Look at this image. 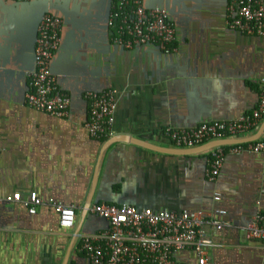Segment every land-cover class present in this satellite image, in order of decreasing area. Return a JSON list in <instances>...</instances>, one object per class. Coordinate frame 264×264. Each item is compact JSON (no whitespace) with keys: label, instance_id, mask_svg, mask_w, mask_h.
I'll return each mask as SVG.
<instances>
[{"label":"crops","instance_id":"0c3cea01","mask_svg":"<svg viewBox=\"0 0 264 264\" xmlns=\"http://www.w3.org/2000/svg\"><path fill=\"white\" fill-rule=\"evenodd\" d=\"M113 1L0 0V264H87L79 235L106 227L89 212L102 204L202 211L226 224L202 227L212 242L207 264H264V242L245 237L255 216L264 214V151L227 154L210 181V142L187 148L164 132L255 110L264 38L229 27L235 11L228 0H144L147 9L166 12L175 51L165 54L150 44L127 49L111 40ZM44 14L61 20L49 70L70 100L66 117L26 100ZM103 91L114 92L116 107L112 136L98 141L84 128L85 95ZM124 137L170 154L114 142ZM31 193L42 201L33 215L21 202L5 201L14 194L24 201ZM52 202L73 207L72 229L58 226ZM217 210L225 215H213ZM175 259L196 262L192 251Z\"/></svg>","mask_w":264,"mask_h":264},{"label":"built area","instance_id":"2783aa9c","mask_svg":"<svg viewBox=\"0 0 264 264\" xmlns=\"http://www.w3.org/2000/svg\"><path fill=\"white\" fill-rule=\"evenodd\" d=\"M23 1V0H17ZM235 17L229 27L247 35L264 38V0H228ZM61 20L51 14H44L37 26L34 51V71L27 73L29 91L27 104L55 117H66L70 100L59 92L55 78L49 70L50 60L60 41ZM108 28L113 43L131 49L141 45H155L169 54L175 49V28L160 9H147L144 0H114L109 13ZM112 92H88V119L84 128L95 139L112 136L113 112L116 107ZM264 119V77L259 80V100L255 110L236 120L202 123L191 128H166L168 138L187 148L211 141L236 139L253 134ZM264 151V135L255 142L218 146L212 151L207 172L214 181L227 154ZM214 200H220L215 194ZM8 203L21 202L33 215L42 201L35 193L21 201L19 194L5 198ZM58 217V226L69 230L75 225L73 207L52 202ZM90 213L103 219L106 227L93 234L79 235V250L87 264H184L175 259L179 252L192 251L195 264H207L205 249L212 245L204 236L202 227L207 225L221 230L226 224L215 220L202 211H155L121 205H94ZM213 215L224 216V210ZM246 239L264 242V214H257L245 232Z\"/></svg>","mask_w":264,"mask_h":264},{"label":"water","instance_id":"95a60500","mask_svg":"<svg viewBox=\"0 0 264 264\" xmlns=\"http://www.w3.org/2000/svg\"><path fill=\"white\" fill-rule=\"evenodd\" d=\"M264 134V119L261 121L258 129L251 135H248L246 137L242 138H236V139H227V140H219V141H211L209 144L210 149L215 148L218 146H228V145H237V144H245V143H250V142H255L259 140ZM129 142L130 144H133L139 148H142L147 151H152L156 153H163V154H170L167 152L160 151L159 148L157 147H152L149 144L145 143L144 141H141L137 138L134 137H124L122 139H118L117 141L114 142Z\"/></svg>","mask_w":264,"mask_h":264},{"label":"trees","instance_id":"16d2710c","mask_svg":"<svg viewBox=\"0 0 264 264\" xmlns=\"http://www.w3.org/2000/svg\"><path fill=\"white\" fill-rule=\"evenodd\" d=\"M111 33H113L112 31H111ZM175 41V40H174ZM174 41H173V43L171 44V48H173V49H175L174 48ZM153 46H155V45H153ZM157 47V46H156ZM159 49V48H158ZM161 51V50H160ZM162 52V51H161ZM164 53V52H163ZM172 53V52H171ZM166 54V53H165ZM170 54V53H169ZM105 139H101L100 141H104ZM99 141V140H98Z\"/></svg>","mask_w":264,"mask_h":264},{"label":"clouds","instance_id":"9594fccd","mask_svg":"<svg viewBox=\"0 0 264 264\" xmlns=\"http://www.w3.org/2000/svg\"><path fill=\"white\" fill-rule=\"evenodd\" d=\"M258 129V128H257Z\"/></svg>","mask_w":264,"mask_h":264}]
</instances>
